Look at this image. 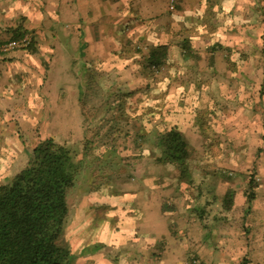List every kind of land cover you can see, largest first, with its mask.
Returning <instances> with one entry per match:
<instances>
[{"label": "rangeland", "instance_id": "1", "mask_svg": "<svg viewBox=\"0 0 264 264\" xmlns=\"http://www.w3.org/2000/svg\"><path fill=\"white\" fill-rule=\"evenodd\" d=\"M226 17L220 18L219 23L229 22ZM166 21L161 16L160 26L166 27ZM150 27L146 29L152 34ZM123 28H102L105 39L97 37L94 46H90V51L86 50L88 54L84 56H77L72 51L77 42H66L70 51H59V43L54 40L43 43V71L30 74V85L23 81L25 76L19 77L21 81L18 82L23 84L12 89L7 106H0V181L26 166L28 151L39 139L53 136L73 147L77 156L87 162L77 175L69 196V219L62 237L72 253L71 264H110L106 261L108 255L116 258L113 264L117 260L118 264H193L195 255L199 259L194 264H241L247 256L251 259L248 264H264L263 248L256 246L251 249L244 242L239 243L244 236L240 231L247 228L242 224V216L220 215L230 200L233 205V195L238 186L233 184L236 177L232 169L217 165L221 161L230 163L232 154L217 150L223 139L215 135L216 118L210 120L212 131L208 132L209 136L217 137L213 146L201 131V113L208 106L209 99L216 100V90L209 85L219 75L214 69L217 59L214 65H209L208 45L197 42L192 49L195 51L186 53L188 57L176 52L179 56L170 57L166 64L147 73L145 60L134 47L178 41V36L169 39L164 34L159 38L150 35L154 39L151 41L139 31L130 33L129 38L125 35L120 39ZM47 44L53 46L52 50ZM257 56L261 58L264 55L259 53ZM84 70L88 73L84 74ZM258 91L259 88L255 93ZM5 107L7 110L2 111ZM126 115L144 116L141 130L148 131V135L144 138L136 136L132 130L134 124ZM171 124H178L192 145L191 192L184 193L185 183L176 188L175 172L166 173L171 167H161L154 161V136L158 129L163 131ZM10 146L12 150L16 149L11 156L6 148ZM84 152L89 156L98 154L101 159L97 158V161L106 159V165L99 167L97 164L99 168L94 170L95 165L88 163L89 157ZM246 155L242 154L244 161L247 160ZM251 177L258 182L255 174ZM152 188H159L156 194L158 201L167 199L176 205L169 216L171 238L166 242L167 251L153 257V263L147 257L149 251L139 261L132 256L134 249L143 252L145 245L142 247L144 241L140 238L157 233L155 229H158L159 221L156 217L151 218L155 228L150 230L148 222V227L143 225V214L137 209L130 210L136 207V201L130 198L125 202V194L136 192L148 194L145 199L151 201L149 193ZM246 188L249 195V185ZM113 199V207L108 206ZM250 206L255 215L252 220L264 221L263 200L256 199ZM236 230L239 232L235 233ZM251 230L252 238L262 237L261 228ZM221 231L225 232L222 242L218 240ZM110 235L121 241V246L126 249H109ZM224 241H230L232 246ZM86 250L92 257H86ZM100 251L102 259L96 255Z\"/></svg>", "mask_w": 264, "mask_h": 264}, {"label": "crops", "instance_id": "2", "mask_svg": "<svg viewBox=\"0 0 264 264\" xmlns=\"http://www.w3.org/2000/svg\"><path fill=\"white\" fill-rule=\"evenodd\" d=\"M259 3H264V0H219L215 8L218 10L215 19L218 27L215 32L207 33L200 26L209 5L207 0H180L174 11H169L166 0H0V44L9 39L12 33L23 30H26L34 40L31 49L34 53L31 50L0 52V106H7L12 96V89L23 84L18 82L21 81L19 77L25 76L23 81L29 82L32 72L43 71L44 42L50 40L58 42L59 51H70L71 49H68L70 45L68 46L66 42H77L76 48L72 51L77 56H84L88 54L87 51H90V46L97 37L100 40L105 39L101 30L105 26H110V29L113 26H128L127 31L120 33V39L125 35L129 38V35L137 34L139 31V34H145L147 39H151L150 35L159 38L161 34L168 35L171 39L179 30H193V28L194 31L199 30V33L188 35L194 47L197 42L200 44L206 42V45L215 42L217 46L215 53L217 62L214 69L219 75L209 85V88L216 90L215 101L219 105L216 110L218 123L214 127L216 136L221 137L223 141L217 146V150L220 153L232 154L230 163L221 161L217 165L220 168L232 169L236 177L233 179V184L238 186L237 192L233 195V205L224 211L221 210L220 215L233 218L242 216V224L247 228L246 231H240L241 229L237 227L240 233L244 234L239 243L244 242L251 249L256 246L264 249V221L252 220L255 215L250 206L256 199L258 201L262 199L264 202V91H261L262 88L264 90V56L257 58L259 53L264 55V12L263 14L260 12ZM161 16L167 19V28L164 25L160 26ZM223 16H227L229 22L219 23ZM147 26H151L150 31L153 35L148 33ZM151 41L154 39L152 38ZM47 47L52 50L53 46L47 44ZM44 53H47V50ZM27 85H30V82ZM42 85L43 82L41 88ZM257 88H259L258 94L255 93ZM5 110L7 107L2 111ZM208 128L211 131V126ZM11 146L6 147L10 156L16 151V149L12 150ZM21 150L23 151V146ZM243 153H247L248 161H244ZM251 174L256 175L258 184L253 189L254 197L249 200L246 186L249 185ZM118 185L121 183L119 182ZM158 189H151L149 193L151 201L145 199L148 194L145 196L143 192L125 194V202L130 198L136 201L134 205L136 207L130 210L137 209L143 214L145 227H148V222L149 227L151 226L150 230L155 228L151 222L153 217L159 221L158 229H155L157 233L140 238V241H144L142 247L145 245L146 249L145 251L143 248V252L137 249L142 254L141 257L157 246V243H162L165 246L164 250L167 251L166 242L171 238L169 216L173 210L163 211L162 201H158L156 195ZM88 198L92 201L90 196ZM114 202L113 199L108 206H112ZM126 214L123 215L127 220ZM130 221L134 222V220ZM257 228L262 229V237L252 238L251 229ZM147 230L149 232V229ZM144 231L146 232V228ZM239 231L236 230L235 233ZM224 234L225 232L221 231L218 239L221 242L225 240ZM134 236L136 233L133 234ZM113 237L110 235L111 245L107 244L109 249L111 247L119 251L126 249L121 246V241ZM100 242L103 243V240L100 239ZM224 242L232 246L230 241ZM207 244L210 245L208 242ZM88 251L86 250V257H92L87 253ZM149 252L147 257L150 259ZM96 255L98 258L99 256L103 258L101 251ZM247 258L250 262V256ZM115 259L108 255L106 261L113 264ZM114 264H118V260Z\"/></svg>", "mask_w": 264, "mask_h": 264}, {"label": "trees", "instance_id": "3", "mask_svg": "<svg viewBox=\"0 0 264 264\" xmlns=\"http://www.w3.org/2000/svg\"><path fill=\"white\" fill-rule=\"evenodd\" d=\"M207 1L209 5L201 19L200 26H202L201 29H204L203 31L213 33L218 27L215 20L218 10L215 8L219 0ZM178 4L179 2L175 9ZM260 5L259 10L262 13L264 12V3H259ZM127 27L123 28V32L127 31ZM194 30L195 28L177 31L175 37L178 36V41L146 43L141 48L134 47L135 51L143 56L146 63L144 68L147 73L153 72L155 67L159 68L166 64L170 57L179 56L177 55L178 52L184 57H188L186 53L189 54L194 49L192 39L188 35L200 32ZM26 34H28L26 30L14 32L0 46L9 40L19 39ZM33 44L32 38L28 46L18 50L30 51ZM85 44L88 45V43ZM94 44L95 42L92 46ZM207 45L205 46L209 52V65H214L216 43ZM126 49L128 48L126 47ZM31 52L34 53L33 50ZM196 56L199 57L197 54ZM88 71L84 70L83 73H88ZM261 91H264L263 88ZM218 108L219 105L216 101L209 99L208 106L201 113V131L212 144L211 146L217 141V137L208 135L210 131L208 127L211 123L210 120L216 118ZM126 118L132 120L134 124L132 130L136 136L144 138L148 135V131L141 130L144 116L129 117L126 115ZM154 138L155 164L161 167L170 166V170L165 168L168 170L166 173L175 172L174 176L178 183L176 188L179 187V184L185 183L187 187L184 193L191 192V182L193 181L192 145L184 130L178 124H171L163 131L158 129ZM83 149H86V144L83 145ZM28 153L26 166L12 176L6 175L0 181V264H71L73 262L72 253L69 247L65 245L62 237L69 219V196L75 186L77 175L87 162L77 156V151L73 147L58 141L53 136H43ZM84 154L89 157L88 163L92 162L95 165L94 170L103 164L106 165V159L97 161V158L101 157L98 154L95 153L94 156H89L87 152ZM97 164H100L99 167ZM92 173L95 174V172ZM118 178L117 176L116 181ZM256 184L258 183L253 181L250 176L249 188L251 193L248 195L249 200L254 197L253 189ZM162 206L163 211L166 209L174 211L176 205L173 201L164 199ZM229 207H231V200L227 208ZM163 247L165 246L162 243H157V246L150 250L151 261L155 255L160 256L164 253ZM133 251L132 259L139 260L142 254L137 249ZM198 259L199 257L195 255L192 260L196 263ZM248 263L249 260L247 259H243L241 262V264Z\"/></svg>", "mask_w": 264, "mask_h": 264}, {"label": "built area", "instance_id": "4", "mask_svg": "<svg viewBox=\"0 0 264 264\" xmlns=\"http://www.w3.org/2000/svg\"><path fill=\"white\" fill-rule=\"evenodd\" d=\"M166 1H167V5H168L169 10H174L177 3L179 2V0H166ZM31 39H32L31 35L26 34L19 39L9 40L0 46V52L1 53H9V52H13L15 50L24 48V47L29 45Z\"/></svg>", "mask_w": 264, "mask_h": 264}]
</instances>
